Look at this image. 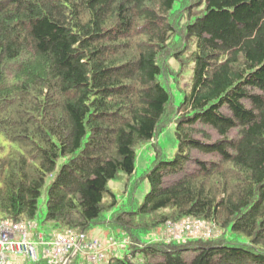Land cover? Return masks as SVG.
Listing matches in <instances>:
<instances>
[{"label":"trees","instance_id":"16d2710c","mask_svg":"<svg viewBox=\"0 0 264 264\" xmlns=\"http://www.w3.org/2000/svg\"><path fill=\"white\" fill-rule=\"evenodd\" d=\"M0 219L101 228L107 264H264V0H0Z\"/></svg>","mask_w":264,"mask_h":264},{"label":"built area","instance_id":"2783aa9c","mask_svg":"<svg viewBox=\"0 0 264 264\" xmlns=\"http://www.w3.org/2000/svg\"><path fill=\"white\" fill-rule=\"evenodd\" d=\"M204 229L203 222L189 220L170 224L168 234L180 239L187 233L190 236L199 235ZM29 233L27 225L0 219V264H13L10 255L21 256L31 262L45 258L52 264L65 263L70 254L78 251L85 253L92 264H98L105 257L106 244L98 238L86 240L84 235L65 233L46 239L40 233L34 239Z\"/></svg>","mask_w":264,"mask_h":264},{"label":"rangeland","instance_id":"374dc122","mask_svg":"<svg viewBox=\"0 0 264 264\" xmlns=\"http://www.w3.org/2000/svg\"><path fill=\"white\" fill-rule=\"evenodd\" d=\"M174 94H175V101L177 104H179L183 99V94L177 88L175 89ZM157 141L162 146L166 158L167 159H173L175 157V154H176L177 149H178V142H177V139L175 136V123H172L171 125L166 127L162 132H160V134L157 137ZM157 153H158V149L155 146V143L153 141H149V142L143 144L142 146H140V148L138 149L137 162H136L137 175H141L143 172H145L146 170L150 169L153 166V163H154V160L157 156ZM200 156L202 157V155H200ZM111 185L117 193H119V194L121 193V191L119 190L120 189L119 186L121 184L112 182ZM149 189H150L149 181L145 180L142 183L140 190L137 194V197L140 201L144 198L145 194L148 192ZM189 220L190 219H184V220L177 222V223H181L183 221H189ZM39 229L41 232L42 231L44 232V229L41 226ZM29 230L30 231L32 230L33 233H37V230L35 228L34 229L31 228ZM103 231L104 230H102L101 228H95L94 230H92L90 232V235L86 238V240H89L90 238H99L102 242L107 243V241H108L107 236L108 235L107 236H106V234L104 235ZM48 232L49 231L44 232L48 237H57L59 235H62V234L49 235L50 233H48ZM165 232L168 233V228H164L160 234L165 237V235H166ZM149 238L156 239V237H154L152 235H147L144 239L148 240ZM109 242H110L108 244L109 249L107 248L108 250L106 251L105 259L99 264H107V262L114 255V253L120 254V253H125V251H126L124 244H120L113 239H111ZM111 242H112V244H111ZM117 243L120 245H118ZM40 249L41 248L39 247V250ZM82 257H84L85 261L88 262L86 254H83ZM9 259L11 261H16L15 264H31V262H27L21 256L10 255Z\"/></svg>","mask_w":264,"mask_h":264},{"label":"crops","instance_id":"0c3cea01","mask_svg":"<svg viewBox=\"0 0 264 264\" xmlns=\"http://www.w3.org/2000/svg\"><path fill=\"white\" fill-rule=\"evenodd\" d=\"M103 233H104V235L106 234V236L108 235V232H106V231H103ZM21 263V262H20Z\"/></svg>","mask_w":264,"mask_h":264}]
</instances>
